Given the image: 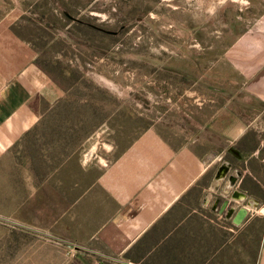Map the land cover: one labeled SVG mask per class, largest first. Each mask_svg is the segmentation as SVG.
<instances>
[{"label": "rangeland", "instance_id": "1", "mask_svg": "<svg viewBox=\"0 0 264 264\" xmlns=\"http://www.w3.org/2000/svg\"><path fill=\"white\" fill-rule=\"evenodd\" d=\"M68 12L84 23L76 26ZM8 14L65 90L14 153L19 168L31 166L38 180L65 165L67 214L62 228L51 227L53 221L41 214L28 227L8 215L9 197L0 201V264H102L100 257L138 264L103 246L97 247L106 256L96 254L88 241L90 246L77 241L72 183L75 174L89 172L90 163L98 172L149 129L173 147H190L207 168L194 197L179 201L189 211L179 216L197 224L194 236L181 261L161 264H257L264 237V161L254 160L253 172L249 159L239 161L227 148L236 142L249 154L264 143V117L250 130L264 104L243 90L247 76L230 56L232 49H250L244 36L251 34L264 49V0H0V16ZM224 161L233 162V174L241 171L234 187L228 178L216 180ZM212 188L220 198H229L233 188L263 197L259 205L230 197L233 206L251 208L236 225L219 213L221 200L215 203ZM44 199L35 198L36 207L47 205ZM25 209H19L23 219Z\"/></svg>", "mask_w": 264, "mask_h": 264}, {"label": "crops", "instance_id": "2", "mask_svg": "<svg viewBox=\"0 0 264 264\" xmlns=\"http://www.w3.org/2000/svg\"><path fill=\"white\" fill-rule=\"evenodd\" d=\"M14 21L11 14L0 16V201L10 198L8 215L16 222L30 227L37 222L35 215L41 214L53 221L51 227L56 224L62 228L67 214L65 165L59 164L51 174L38 180L31 166L19 168L14 150L65 90L41 65L36 46L15 31ZM245 37L251 43L250 49H232L230 56L235 64L241 63L247 76L243 90L253 102L264 104V49H258L252 34ZM263 117L264 107L255 111L256 124L254 119L250 121L251 132L254 127L258 129ZM242 129L244 132V126ZM236 144H231L228 151L239 161L249 159L254 172V162L264 161V143L251 147L249 154ZM190 149L173 147L159 131L149 129L113 161L102 163L98 172L90 163L89 172L84 170L79 177L75 174L72 195L77 208L72 220L77 219V241L95 246L96 254L105 255L99 248L103 246L110 254L138 264L181 261L179 256L187 249V240L193 238L197 224L179 216L189 213L187 205L179 206V201L184 196L194 197L207 172ZM218 172L217 181L227 178L218 177ZM235 175L238 182L241 171ZM255 176L260 177L258 171ZM211 191L215 203L222 202L214 194L217 191ZM252 196L263 197L258 193ZM39 197H45L48 204L36 207L35 198ZM23 205L24 219L19 217ZM257 264H264V237Z\"/></svg>", "mask_w": 264, "mask_h": 264}, {"label": "flooded vegetation", "instance_id": "3", "mask_svg": "<svg viewBox=\"0 0 264 264\" xmlns=\"http://www.w3.org/2000/svg\"><path fill=\"white\" fill-rule=\"evenodd\" d=\"M60 1H62V0H57V3H59ZM65 15H67V17H68L70 20H72V22H74V23L76 24V26H77V24H82V23H84V22H82V20L77 16V14H71V13L68 12V14H65ZM86 24H87L88 26H90V27H92V28H94V29L100 31V32H107L108 34H117V31L109 32V31L105 30L104 28H102V26H100V25H96V24H94V23H86ZM68 27H69V26H68ZM76 30H77V29H76ZM232 165H233V162H231V161H224V162L219 166V168H218L217 171H219L220 168H221L222 166H227V168H228L227 170H228V171L225 173L224 176L227 177V178L229 179L230 182H233V181H234V183H233V187H234V185L236 186V182H237V177H238V176L235 175V174H233V173L231 172ZM237 171H239V170H237ZM243 194H245L244 197L242 196ZM236 195H237L238 197H241V200H244V202H246L247 205H249V204H251V205H252V204L259 205V204L261 203V201H260L261 198H256V197H254V196L248 194L247 191H246L245 189H242V188H233V190H232V192H231L229 198H227V197L225 196L224 198H222V202H221V204H220V208H222L223 205H224L225 200H226V199H229V203H228V205H227V208H225V210L222 212V214H226V217L233 218V216L236 214V212H237V211L239 210V208L241 207V206L235 207V206L232 205L233 202H231L230 197L233 198L234 201H236V200H237V197H236V198L233 197V196H236ZM231 207L234 209V212H233L231 215H229L227 209H230ZM247 216H248V215H247ZM231 220H232V219H231ZM232 222H233V221H232Z\"/></svg>", "mask_w": 264, "mask_h": 264}, {"label": "water", "instance_id": "4", "mask_svg": "<svg viewBox=\"0 0 264 264\" xmlns=\"http://www.w3.org/2000/svg\"><path fill=\"white\" fill-rule=\"evenodd\" d=\"M227 169H228L227 166H222L218 172V177L224 176L225 173L228 171ZM233 183H234V181L232 182V184ZM242 196L244 197L245 194H243ZM233 197H235V198L237 197V199L241 200V197H238L237 195L233 196ZM228 203H229V199H226L224 202V205L221 209V212H223L225 210V208H227ZM249 205H251V204H249ZM227 210H228L229 215H231L234 212V209L232 207L230 209H227ZM249 212H250L249 206L242 205L239 208V210L236 212V214L233 216V218H232L233 223L236 225L242 224V222L246 219Z\"/></svg>", "mask_w": 264, "mask_h": 264}, {"label": "trees", "instance_id": "5", "mask_svg": "<svg viewBox=\"0 0 264 264\" xmlns=\"http://www.w3.org/2000/svg\"><path fill=\"white\" fill-rule=\"evenodd\" d=\"M101 262H102V264H112V263H110L108 261H105L104 259L103 260L101 259Z\"/></svg>", "mask_w": 264, "mask_h": 264}]
</instances>
